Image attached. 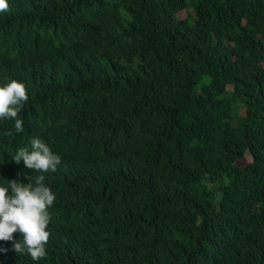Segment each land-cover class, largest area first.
I'll return each instance as SVG.
<instances>
[{"label":"trees","instance_id":"16d2710c","mask_svg":"<svg viewBox=\"0 0 264 264\" xmlns=\"http://www.w3.org/2000/svg\"><path fill=\"white\" fill-rule=\"evenodd\" d=\"M8 3L0 86L29 99L0 186L56 200L46 257L0 241V264H264V0ZM36 137L57 171L14 162Z\"/></svg>","mask_w":264,"mask_h":264},{"label":"clouds","instance_id":"9594fccd","mask_svg":"<svg viewBox=\"0 0 264 264\" xmlns=\"http://www.w3.org/2000/svg\"><path fill=\"white\" fill-rule=\"evenodd\" d=\"M8 10V0H0V12ZM28 99L26 85L21 81L13 79L0 86V120L14 121L17 133L24 130L19 113ZM13 160L16 164L23 161L26 168L41 173L55 172L61 163V157L39 137L31 140V150L20 148ZM44 180V175L36 178L35 185L9 180L11 191L9 187L0 186V241L12 242L17 254H27L33 261H40L47 255L46 245L50 239L47 229L52 219L49 209L56 200L55 193ZM15 233H19L21 239L17 240Z\"/></svg>","mask_w":264,"mask_h":264},{"label":"rangeland","instance_id":"374dc122","mask_svg":"<svg viewBox=\"0 0 264 264\" xmlns=\"http://www.w3.org/2000/svg\"><path fill=\"white\" fill-rule=\"evenodd\" d=\"M182 14H183V16H186L188 13H187V11H183ZM230 88H232V87H230ZM247 158L252 159L250 153L247 155Z\"/></svg>","mask_w":264,"mask_h":264}]
</instances>
